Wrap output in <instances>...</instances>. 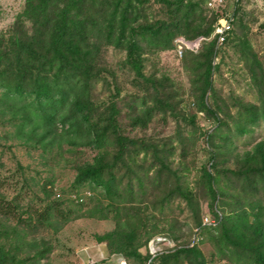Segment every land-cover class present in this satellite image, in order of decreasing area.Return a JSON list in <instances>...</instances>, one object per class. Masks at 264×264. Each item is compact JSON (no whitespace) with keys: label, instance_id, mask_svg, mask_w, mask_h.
<instances>
[{"label":"rangeland","instance_id":"1","mask_svg":"<svg viewBox=\"0 0 264 264\" xmlns=\"http://www.w3.org/2000/svg\"><path fill=\"white\" fill-rule=\"evenodd\" d=\"M25 1L0 0L1 44L23 33L33 35L31 22L22 17ZM192 1L199 7L195 14L198 20L192 26L205 27L198 25V17L209 18V0ZM236 1L226 0L231 10ZM93 3L95 8L90 2L86 8L91 21L88 40L93 70L99 77L90 90L89 100L98 113L111 102L116 103L117 120L124 136L144 140L147 145L164 146L168 152L166 164L177 180L166 173L158 179V165H152L151 152L141 150L138 142L128 146L126 155V164L136 176H130L122 162L113 170L121 199H106L100 188L77 187L74 182L79 168L92 165L99 155L102 163L112 162L117 150L112 139L104 150L98 151L82 137L65 135L62 126L55 134L44 129L32 132L38 121L29 119V115L26 118L25 111L29 113L31 109L23 107L32 99L13 103L0 100V242L20 243L14 233L21 235L24 242L20 243V259L47 250L43 259H33L28 264H114L123 258V250L156 256L176 244L186 243L197 244L208 264H228L226 260H217L207 235L199 236L191 208H197L203 222L207 219L215 224L202 183V170H209L213 163L218 168L233 169L258 144L264 143V121L247 125L243 133L236 131V112L241 106L259 109L264 104V0H240L237 17L243 27L235 26L234 39L216 48L212 92L207 104L220 109L217 117L223 126L217 132L216 120L197 109L201 85L197 62L190 56L179 58L174 46L160 49L155 42L142 37L133 38L138 45L142 75L155 85L163 83L164 94L160 96L173 103L175 117L155 114L145 128L131 127L133 107L139 103L137 97L149 95L147 104L152 106L154 92L150 83L137 78L129 69L126 50L116 47L118 24L111 20L113 1L104 7L103 14L96 13L100 1ZM136 5L139 12L131 17L130 27L170 23L177 18L175 7L166 6L163 0H140ZM56 11L50 9V15ZM190 20H185L184 25ZM110 24L116 27L109 35ZM191 28L177 36H191ZM192 117L193 124L189 122ZM211 134L214 138L209 140ZM211 153L217 155L214 161L210 160ZM176 186L191 194L192 204L175 193L161 209L162 198ZM220 186L229 202L234 195L232 185L222 179ZM127 189L131 194L127 195ZM52 202L61 204L53 213L58 221L36 224L37 217ZM64 219L67 221L63 222ZM130 260L135 264L134 258Z\"/></svg>","mask_w":264,"mask_h":264},{"label":"trees","instance_id":"2","mask_svg":"<svg viewBox=\"0 0 264 264\" xmlns=\"http://www.w3.org/2000/svg\"><path fill=\"white\" fill-rule=\"evenodd\" d=\"M94 0H26L23 18H28L33 26V35L22 34L14 36L3 45L0 43V90L2 91V102L13 103L32 99L24 104L29 113H24L30 118L38 121L32 132L44 129L46 133L55 134L58 127L62 126L67 136L84 138L86 144L93 149L104 150L108 141H112L116 147V154L110 164L102 163L100 155L92 165L78 169L74 184L77 187L88 185L92 188H100L103 196L108 200L122 198L118 188L119 183L115 179L113 170L118 163L129 175L136 176L133 169L127 166L128 146L139 142L143 151L149 150L152 155V165H158L157 178L164 173L174 176L166 164L168 152L164 146L147 145L144 140H134L124 136L121 132L118 116L119 110L115 102H111L101 113L92 104L90 90L99 77L94 73L93 57L90 56L91 47L90 18L87 12V4L94 5ZM96 13H104L103 9L110 0H99ZM113 11L111 20L116 22L117 34L114 37L116 47L126 50L127 65L137 78L150 83L154 92L153 105L148 106V96L137 97L138 104H134V116L131 119L133 128H145L151 122L155 114L174 116L173 103L168 98L161 97L164 94L162 82H151L142 75V65L138 54V45L133 38L142 37L150 42H155L160 49H168L174 46L173 42L184 29L190 30L196 20L195 14L199 10L198 4L192 0H163L166 6L175 7V19L170 23H159L138 25L130 27L131 17L137 16L139 12L136 2L140 0H112ZM240 0L233 3L232 30L228 34L222 46L227 45L234 39V27L241 25L237 15L239 14ZM58 4L62 6L57 8ZM228 6V5H227ZM57 11L50 15V9ZM95 8V5L94 7ZM228 8H230L228 6ZM192 18L193 21L190 19ZM200 27L192 26L194 32L191 36H180L187 40L204 37L211 40L204 42L196 53H186L184 57L190 56L197 62L200 75L198 82L201 83L196 97L197 109L207 117L216 120L219 131L223 123L217 117L220 109L207 104L211 96V77L214 67L216 39L212 38L213 27L220 18L217 11L210 10L209 18L198 17ZM185 20L190 23L185 24ZM196 20V21H195ZM202 23V24H201ZM111 34L115 24L107 26ZM127 34V35H126ZM176 36V37H175ZM92 49V47H91ZM154 84V85H153ZM159 86V87H157ZM148 89V88H147ZM161 91H160V90ZM149 90V89H148ZM147 90V91H148ZM150 91V90H149ZM148 91V92H149ZM209 93V96H207ZM13 105V104H11ZM240 106V105H238ZM139 113V114H137ZM97 116V118H95ZM236 131L243 133L247 125H256L264 121V104L257 109L253 106H241L236 112ZM186 120V119H185ZM194 117L190 119L193 124ZM243 123V125H242ZM64 134V133H63ZM32 135H35L32 133ZM214 134L208 136L211 140ZM211 161L215 160L216 154L211 153ZM127 155V156H126ZM100 158V159H99ZM233 168H218L215 163L211 164L209 170H202V183L209 199V212L215 220L214 225H203L198 210L192 206V220L200 232L199 236L207 235L212 242L217 255V260H226L228 264H264V143L258 144L252 153H248L243 160ZM166 175V176H167ZM177 180V178L174 176ZM159 179V178H158ZM222 179H226L232 185L234 195L230 196L229 202L224 188L220 186ZM119 182V181H118ZM140 183V180L138 179ZM141 186V185H140ZM127 195L131 194L127 189ZM178 193L187 204H192L191 194L179 187L169 190L162 198L161 209L170 201L171 197ZM226 198V199H225ZM61 204L52 202L37 217L36 224H51L58 218L53 215L54 210ZM191 206V205H190ZM216 209V210H215ZM58 221V220H57ZM67 220L64 219L63 222ZM62 222V221H61ZM62 222V223H63ZM22 243L23 237L14 233ZM19 242H0V264H25L33 259H43L46 249L36 251L32 257L26 259L18 258L22 248ZM23 244V243H22ZM127 264H208L197 244L189 246L176 244L167 252L158 253L152 257L151 254L141 255L135 250L129 252L123 250L121 255Z\"/></svg>","mask_w":264,"mask_h":264},{"label":"built area","instance_id":"3","mask_svg":"<svg viewBox=\"0 0 264 264\" xmlns=\"http://www.w3.org/2000/svg\"><path fill=\"white\" fill-rule=\"evenodd\" d=\"M207 7L220 14V18L214 24L212 38L214 37L216 39V47L222 46L232 30V23L234 20L233 11L228 8L226 0H209L207 2ZM207 41L208 39L204 37H198L194 40L178 37L174 40V52L179 58H182L186 53L196 54L200 50L202 44ZM203 225L210 226L214 225V223L208 222V220L205 219ZM152 256L154 257L153 253ZM114 264H127V262L121 258L117 259Z\"/></svg>","mask_w":264,"mask_h":264}]
</instances>
